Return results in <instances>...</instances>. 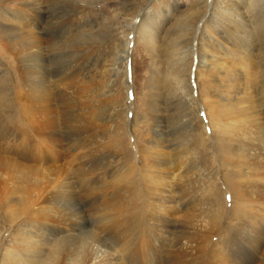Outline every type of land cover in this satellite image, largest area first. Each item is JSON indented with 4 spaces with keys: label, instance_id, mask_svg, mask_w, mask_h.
I'll use <instances>...</instances> for the list:
<instances>
[{
    "label": "rangeland",
    "instance_id": "374dc122",
    "mask_svg": "<svg viewBox=\"0 0 264 264\" xmlns=\"http://www.w3.org/2000/svg\"><path fill=\"white\" fill-rule=\"evenodd\" d=\"M251 3L260 5L263 1H55L53 6L55 15L59 20L68 19L74 29L71 33L75 35L72 42L74 46L71 44L72 46L67 47L68 49H61L63 56L57 58V64L61 66L62 71L76 66L81 70L84 80L80 85L86 88L89 100L88 109H86L78 102V99L83 101L86 94L77 89L73 94L74 105L68 104L66 109H61L58 115L62 120L60 127L70 131L77 130L86 135L88 132L89 135L91 134L89 143L91 155H88L86 162L99 169L92 171L98 179L96 196L92 194L91 197H94L90 198L87 196L90 194L79 192V183L75 181L79 180L77 176L83 175L80 173L81 164H70L67 158H59L58 153L45 150L39 144L36 148L41 146L40 149H31L27 151L28 154L24 150L14 151L11 156L3 154L0 147V156L13 158L14 161L23 165L30 164L37 171L44 173L46 170L63 168L64 173L59 180L71 177L73 182L71 185L76 187V192L59 206V210L62 209L64 212L75 210L85 215L83 217L78 214L85 222V233L76 236L77 238H65L63 239L65 241L61 240L62 242L55 238L51 244L47 243L49 236H43L41 244L44 243L42 247L45 250H35L36 257L31 256L25 252V245L28 241H33V245H36L37 232L35 231L42 217L32 214L15 217L17 214L14 212L19 210L16 201L19 196L24 195L18 187L25 180L19 182L21 176L13 177L14 180L8 181L11 189H8L10 191L7 197L2 196L0 201V264H12L17 258L19 261L25 260L24 264H51L52 251L56 244L57 248L71 252L74 259L75 257L78 259L83 254L96 255L98 250L113 252L119 240L118 230L135 229L137 223L146 226L145 230L143 229L144 232L146 228H150L153 220L150 218L143 220L142 215L134 213V207L127 205V202L142 204L144 199V205H146L145 190L147 188L141 183L143 174L139 171L145 160L139 157L145 137L152 135L156 138L157 133L160 136L162 134L168 153H172L173 147L177 146L193 149L198 156L196 171L200 173V178L196 180V176L191 175L194 181L190 182L191 184L188 183L189 189L183 199L187 200L188 209L178 214V220L172 221L170 225L173 226L179 221L173 227H176L178 234L188 235L192 246H185L187 239L182 238L179 242L180 248L174 249V252L177 251L180 255L174 257L171 255L168 259L167 251H158L155 248V251L151 249V252H148L146 249L148 246L145 244L144 251L139 252V256L144 258L152 255L159 256L161 260L165 259L162 264H167V261L171 264V260L172 264H218V259L222 261L221 264H264V253L256 252L253 247L255 242L251 238L253 228L259 231L261 228L264 230V222L262 221L261 225L260 222L254 223L253 226L249 223L248 230L247 227L242 228L241 224H237L241 197L244 196L247 203L249 194V203L256 201L264 203V192L262 193L264 188L260 186L261 191L254 197L257 184L249 182L252 180L251 177H248L246 183L242 182L241 174L247 171L253 172V170L242 168L229 156V151L226 150L227 135L222 129L219 130L215 123L218 120L211 121L207 115L206 107L211 105L204 98L210 99V97L207 94H201V96L199 94V90L205 89L203 82L201 83V76L191 75L192 77L189 76V80L185 81V85L192 88V96L197 99V104H200L196 114L189 119L183 99L185 94H179L180 89L184 88H177V82L173 79L176 72L172 71L175 60L180 54H185L184 51L190 44L197 45V48L204 53L201 59L202 61L208 59L210 67L222 62L223 56L230 59L235 56L237 52H234L232 47L239 44L232 36H229L230 31L221 26V24H229L228 18L231 12L241 13V16H236L239 25L250 23V31L253 32H246L245 47L251 51V56L258 62L264 56V37L258 38L253 34L257 29L252 28L248 13L252 7ZM19 4V0H0V9L16 11L20 8ZM83 5L84 7L80 8ZM138 7L140 9L136 15L139 18L135 16L131 20L132 13ZM259 8L263 17L264 10L261 5ZM188 25H190L189 29ZM261 25L263 26L264 22H261ZM199 26L200 32L197 37H194L195 39L191 40L196 33L194 29ZM60 30L63 32V29ZM69 33L65 32L67 35H70ZM224 39H230L229 42L234 45L228 46ZM2 42L3 40L0 42V114L6 120L14 122V125L22 126L20 109L12 99L13 91L20 87L21 62L12 53L11 47ZM125 51L126 55L123 54ZM191 57L192 70L199 62L194 54ZM128 58L130 70L127 66ZM229 62L231 64L227 65L228 68L237 63L235 60H229ZM49 68L53 67L50 65ZM263 75L264 69L255 70L254 77L256 81H259L261 89L264 84ZM220 77L225 82L228 75L221 74ZM15 91L18 93V90ZM68 91L66 100L71 99V90ZM154 116H159L160 120ZM75 117L78 119L77 122H75L76 119L74 120ZM157 125H161V129ZM244 152L246 155L253 153L252 150L248 152L247 149ZM24 154H27L26 159ZM244 188L247 196L243 193ZM31 196L30 213L38 209L44 203L43 200H46L44 195L39 198L35 194ZM37 202L39 204H36ZM46 205L53 206L48 203ZM186 213H194L195 216L186 217ZM246 221L247 219L244 223ZM106 223L111 229L101 230L98 225H106ZM33 225L36 227L34 228ZM154 228L155 238H160L158 227ZM210 228L211 230H208ZM206 230L210 231V234L204 236L203 233ZM259 238L264 239V231L260 232ZM182 242L183 244H180ZM216 250L221 252L223 257L216 256L218 253ZM212 255L217 258L213 259ZM70 264H75L73 259Z\"/></svg>",
    "mask_w": 264,
    "mask_h": 264
},
{
    "label": "bare ground",
    "instance_id": "6f19581e",
    "mask_svg": "<svg viewBox=\"0 0 264 264\" xmlns=\"http://www.w3.org/2000/svg\"><path fill=\"white\" fill-rule=\"evenodd\" d=\"M55 1L19 0L20 8L16 11H9L7 8L0 9V42L3 40L2 43H6L7 46L11 47L12 53L21 62L20 68L22 70L20 87L16 85L17 89H15L18 90V93L14 90L12 97L15 105L20 109L22 126L14 125V122L6 120L0 114V147H2L3 154H10L11 156V153H14V151L20 152V150H24L27 152L31 149H40L43 146L45 150H53L58 153L59 158H67V162L70 164H81L80 173L83 175L77 176L79 180L75 182L79 183V192L90 194L87 196L93 198L94 196L91 197V195L97 191L96 184H98V179L92 171L97 168L88 165V162H86L87 157H89L88 155H91L89 154L91 134L89 135L88 132V135H86L77 130L61 129L60 123L62 120L58 117L61 109L65 110L68 104L74 105L73 94L77 89L79 92L83 91L84 95L87 93V90L83 85H80L84 80V75L80 73L81 70L77 66L62 71V69L60 70L61 66L57 64V58L63 56L61 49H68L67 47L74 46L72 42L75 35L71 33L74 29L72 28V24H69L68 19L63 18L59 20L55 15L53 11ZM261 1H263V4L260 5L264 10L262 7L264 6V0ZM255 4L251 3L252 7L248 13L251 18L250 21H252V28L257 29L253 34L258 38H263L264 25L260 26V23L264 22V14H262V17L260 5ZM82 7L84 5L80 8ZM139 9L140 7L132 13L133 17L131 20L135 16L139 18L136 15ZM236 16H241V13L231 12L228 18L229 24H221L224 29L230 31L229 36H232L235 42L239 44L232 47L234 52H237L235 56L231 57V59L223 56L221 57L223 59L222 62L214 67H210L208 59L204 61L201 59L204 53L197 48V45L193 46L190 44L187 46V50L184 51L185 54H180L177 57L172 71L176 72L173 79L177 82V88H184L180 89L179 94H185L183 99L189 119H191L192 115L196 114L200 104H197V99H194L192 96V88L186 86L185 81L186 79L189 80V76L191 75L193 77L198 74L199 77L201 76V83L203 82L205 89L199 90V94L200 96L201 94H207L210 97V99L204 98L211 105V107H206L208 118L211 121L214 119L218 120L215 123L218 125L219 130L222 129L227 135L225 137L228 140L226 150L229 151V156L236 160V163H239L242 168H246V170L247 168H252L253 172L247 171L241 174V180L243 183H246L248 177L252 178L249 182L251 183L252 181L257 184L254 190L255 193L253 194L256 197L261 191L259 187L264 188V84L261 89L259 81H256L254 75L255 70L264 69V56L258 62L251 56V51H248L245 47L246 32H253L250 31L251 25L250 23L242 26L239 25ZM200 26L194 29L196 30L194 34L196 36L193 35L191 40L197 37V34L200 32ZM59 27H62L60 29H63V32H61L62 30ZM187 27L189 29L190 25ZM59 32L61 33L59 34ZM65 32H70V35L65 34ZM49 36L51 37L50 39L48 38ZM224 40L228 46L234 45L229 42L230 39ZM123 54L126 55V51ZM192 54L197 57L199 64L202 61L200 64L202 66L200 67L199 64H196L195 69L191 70ZM207 56L209 55L207 54ZM229 60H235L237 63L228 68L227 65L231 64ZM50 65L53 68H49ZM180 68H183V70ZM221 74L228 75L225 82L222 81ZM68 90H71V99L66 100L65 96L69 92ZM84 98L83 101L78 99V102L88 109L89 100L87 94ZM155 118L159 119V116ZM75 119V122H77L78 119L76 117ZM160 126L158 127L160 128ZM94 136L96 135L94 134ZM38 144L41 146L36 148ZM245 149L248 152L252 150L253 153L246 155ZM27 154H24V158ZM139 158L145 160L139 171L143 174L141 183L147 188L145 190L146 205H144V199L142 204L127 202V205L134 207V213L141 214L143 220L145 218L152 219L153 222L150 228H146L144 232L143 229L145 230L146 226L137 223L135 229H120L118 230L119 240L113 252L110 250H98L95 253L96 255L87 256L83 254L78 259L77 257L74 259L71 252L57 248L56 244L52 251L51 264H70L72 259L75 264H162L165 259L161 260L159 256L152 255L145 258L144 256H139V252L144 251L143 247L145 244L148 246L146 248L148 252H151V249L155 251V248L158 251H167L168 259L171 255L173 257L180 255L177 251L174 252V249L180 248L179 242L182 241V238L187 239L185 246H192L188 235L178 234L176 227H173L179 221L174 223L173 226L170 225L172 221L178 220V214L183 213V211L186 212L188 209V202L183 199H185L184 196L189 189L188 183L194 181L191 175L196 176V180L200 178V173L196 171L198 156L194 153L193 149L179 148L177 146L173 147L172 153H168L162 134L160 136L157 133L156 138L152 135L145 137ZM38 162L40 161L38 160ZM62 169L46 170L43 173L37 171L30 164L23 165L14 161L13 158L0 156V201L2 196L6 195L5 197H7L10 191L8 189H11L8 186V181L12 180L13 177L21 176L19 182L25 181L18 187V190L23 191L24 195L22 197L19 196L16 201V203L18 202L19 210L14 212L17 214L15 217L20 215L29 216V214L42 217V221L38 222V224L36 223L37 227L33 225L34 228L36 227L35 233L37 232V235H35L37 237L36 245H33V241H28L26 242L27 245H25V252H28L31 256L36 257V254H34L35 250L39 251L40 249L41 251L43 249L42 244L44 243L41 244L43 236H49L50 239L46 241L51 244L55 238L59 239V242H62L61 240L65 238L69 239L71 237L73 239V237L77 238L76 236L85 233V222L81 220L83 214H79L75 210L68 212H64L62 209L59 210V206L64 204L76 192V187H72L71 185L73 183L70 179L71 177L65 176V179L59 180L61 174L64 173ZM72 172L75 173V171ZM1 176H3V179ZM125 177L127 176L125 175ZM243 191L246 195L245 188ZM31 194H35L38 196L37 198L44 195L46 200H43V204L38 201L41 204L40 208L38 207V209L30 213L29 199L32 198ZM47 194H49L48 197ZM249 200V194L247 203L246 198L244 196L241 197L239 214L237 216V224H241L242 228L244 226L247 227V230L250 228L248 226L249 223L253 226L254 223L260 222L261 225V222H264V203L259 201L249 203ZM38 202L36 204H39ZM46 203L49 205L53 204V206H47ZM57 210L58 213H56ZM194 216V213H186V217L192 218ZM246 219L247 221L244 223ZM212 222L215 223L216 220H212ZM106 225L102 224L98 226L101 230L104 228L110 230L111 227H108V223ZM154 227H158L160 238H155ZM208 230H211V228ZM208 230L203 233L204 236L210 234ZM75 231L76 233H74ZM262 231H264L262 228L260 231L258 229L254 230V228L252 230L251 238L255 242L253 243V247L257 253H264V239L259 238ZM172 235H174L173 238L171 237ZM155 242L162 245H157ZM47 243L45 244L47 245ZM180 244H183V242ZM153 245L157 247H151ZM216 251L218 252V250ZM220 253L218 252L216 256L223 257ZM212 258L217 257L212 255ZM24 261H19V258H17L12 264H24ZM221 263L222 261L218 259V264ZM167 264H170V262L167 261Z\"/></svg>",
    "mask_w": 264,
    "mask_h": 264
},
{
    "label": "water",
    "instance_id": "95a60500",
    "mask_svg": "<svg viewBox=\"0 0 264 264\" xmlns=\"http://www.w3.org/2000/svg\"><path fill=\"white\" fill-rule=\"evenodd\" d=\"M127 66H128V70H130V64H129V58H128V62H127Z\"/></svg>",
    "mask_w": 264,
    "mask_h": 264
}]
</instances>
